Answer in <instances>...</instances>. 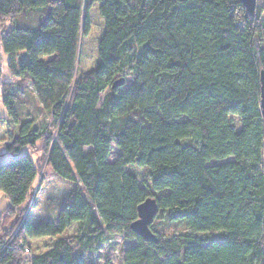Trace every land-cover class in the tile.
Instances as JSON below:
<instances>
[{
    "label": "trees",
    "instance_id": "trees-1",
    "mask_svg": "<svg viewBox=\"0 0 264 264\" xmlns=\"http://www.w3.org/2000/svg\"><path fill=\"white\" fill-rule=\"evenodd\" d=\"M95 3L99 60L76 75ZM0 52L12 79L0 83V128L13 127L12 158L0 164L9 202L0 244L13 236L0 264H22L27 239L39 236L55 240L30 264H99L85 253L116 235L134 241L122 264H264V0L252 12L241 0H0ZM13 85L50 113L55 134L44 117L21 114ZM43 160L76 189L34 225L24 215ZM147 197L159 208L156 242L130 229ZM74 222L77 233L62 236ZM157 223L183 231L159 233ZM209 231L222 237L200 236Z\"/></svg>",
    "mask_w": 264,
    "mask_h": 264
},
{
    "label": "rangeland",
    "instance_id": "rangeland-1",
    "mask_svg": "<svg viewBox=\"0 0 264 264\" xmlns=\"http://www.w3.org/2000/svg\"><path fill=\"white\" fill-rule=\"evenodd\" d=\"M99 3H95L91 6L89 9V19H90V29L88 34L82 35L79 38L78 41V54H77V67H76V75H79L80 73L89 71L93 69L96 65V63L99 60V41L104 33V19L99 15ZM45 14V12H40L31 15L29 19H36L37 17H40ZM40 15V16H39ZM2 59V60H1ZM3 63V72H0V78L2 81L0 83L4 82L5 80L10 81L9 71L7 68V58L0 52V63ZM7 72V74L4 75V72ZM12 80V79H11ZM0 111L4 110V106L2 104V85H0ZM125 87V86H124ZM123 87V88H124ZM11 95L13 100L18 104V108L21 112V114H25L26 112L30 111L34 115H38L40 119L44 117L43 120L47 122L49 125L48 129L49 131H52L53 134H55L56 131V125L51 119V115L47 111H41L40 109L33 106L35 104L32 102V94L31 92H27V94H23L21 91H18L16 86H12L10 89ZM104 96V94L102 95ZM39 113H42L40 115ZM13 127L8 122L4 121L0 128V164L4 161H7L12 158V155L8 154L5 149H3L2 145H5L8 142L9 136L11 134ZM54 140V135L52 137V140ZM7 141V142H6ZM118 154V151L115 147L111 150V154L109 156V160H113L116 158ZM33 159H35L33 157ZM217 160H212L209 162V164L218 163ZM45 164V160L41 162V167ZM41 167L39 168L41 171ZM131 171H133L140 179H146L147 177V169L144 167H138V166H132L129 167ZM56 178V177H55ZM54 180L52 179L49 183L47 182L45 185H39L38 187L41 189L44 187L47 188L48 186V192L45 191V195H41L38 193L36 196L34 195V191L31 194L30 200L27 203L25 215L27 219L31 220L32 218H35V215L33 211L37 210V208H32L38 206L39 209L37 212L42 211L44 213V204H47L46 211L48 210H56L58 209L64 202L68 200V197L72 195L73 190H75V183L72 181H67L65 179L57 180V178ZM61 179V178H58ZM56 180V181H55ZM59 181V182H57ZM48 184V185H47ZM40 189V190H41ZM43 192V190H42ZM4 200V196L2 193H0V204ZM44 205V206H43ZM7 207V206H6ZM5 207V208H6ZM5 208L0 212L2 213ZM33 212V213H32ZM38 215V214H37ZM36 215V216H37ZM41 215L37 216V219L39 220ZM160 223V220H158ZM157 223L154 227V230H156L159 233H162L163 231H183V226H174L170 225L169 228H165L163 224ZM78 224L75 223L74 225H70V227L67 229V233L70 234H76ZM73 236V235H71ZM200 236L206 239H213V238H221L220 232L216 231H209L200 233ZM48 236H39L35 237L34 241H31L30 238L27 239V245L29 246V253L31 255L37 254L41 252L45 247H47V244L49 243ZM133 240L131 239H125L120 235H116L113 237V239L106 244H103L97 252L94 254L85 253V257L89 260L95 261L99 264H122V258H123V251L131 246L133 244ZM22 264H30V258L28 255L23 254L22 256Z\"/></svg>",
    "mask_w": 264,
    "mask_h": 264
},
{
    "label": "water",
    "instance_id": "water-1",
    "mask_svg": "<svg viewBox=\"0 0 264 264\" xmlns=\"http://www.w3.org/2000/svg\"><path fill=\"white\" fill-rule=\"evenodd\" d=\"M247 11L252 12L256 0H241ZM124 83L123 78L115 80L112 84V88H116ZM260 110L263 120V131H264V74L260 77ZM158 204L153 197H147L137 206V219L134 220L130 229L134 234L141 237L147 242H156L157 238L155 233L150 229V224L153 222L154 217L158 213Z\"/></svg>",
    "mask_w": 264,
    "mask_h": 264
},
{
    "label": "crops",
    "instance_id": "crops-1",
    "mask_svg": "<svg viewBox=\"0 0 264 264\" xmlns=\"http://www.w3.org/2000/svg\"><path fill=\"white\" fill-rule=\"evenodd\" d=\"M3 54V53H2ZM6 58H7V56L5 55V54H3ZM2 60V59H1ZM3 72V63H2V61H1V63H0V72ZM9 73V72H8ZM0 81H2V79L0 78ZM5 81H9V80H5ZM10 81H11V79H10ZM0 90H1V87H0ZM0 117H7V112H6V110H5V108H4V110H1L0 111ZM10 124V123H9ZM12 126V125H11ZM12 131H13V129H12ZM12 131H11V133H12ZM7 142V141H6ZM2 147H3V149H5V145H2ZM6 151V150H5ZM43 171H45V173H46V178L42 181V182H40V175L42 174V172ZM56 176H55V174H54V172L52 171V169L50 168V167H48V166H46V164H44L42 167H41V171H40V173H39V175L36 177V179L34 180V182H33V191H34V195L36 196L38 193H40L41 195H45V191L46 192H48V186H46L47 188H45L44 189V187L41 189V187L39 188L38 186L41 184V185H45L47 182L49 183L52 179L54 180V178H55ZM56 179V178H55ZM56 181V180H55ZM67 181H69V180H67ZM57 182H59V181H57ZM48 185V184H47ZM41 189V190H40ZM42 190H43V192H42ZM75 192V190H73V192H72V194ZM3 195V194H2ZM4 196V195H3ZM8 200L5 198V196H4V200L1 202V204H0V212L8 205ZM45 205V209H44V213H42V211H40V212H37L38 211V209H39V207L38 206H36V207H32V208H37V210H35V211H33V212H35L34 213V215H35V218H32L31 220H29V219H27L26 218V221H28V222H30V223H32V224H34V225H36V224H39V223H45L48 219H54L55 217H56V215H57V213H58V211H59V208L58 209H56V210H48V211H46V208H47V204H44ZM43 205V206H44ZM32 212V213H33ZM38 214V215H37ZM39 216V215H41V217H40V219L38 220L37 219V216ZM75 223H77L78 224V222H74V223H72V225H74ZM70 227V226H69ZM69 227H67L64 231H63V233H62V236H71V235H75V233L74 234H70V233H67L66 231H67V229L69 228ZM78 227H79V224H78V226H77V230H76V233H77V231H78ZM34 239H35V237H33V238H30V240L31 241H34ZM47 239H48V241H49V243L47 244V247H45L41 252H39V253H42V252H44V251H46L50 246H51V244H52V242L55 240V237H52V236H48L47 237ZM38 254V253H37Z\"/></svg>",
    "mask_w": 264,
    "mask_h": 264
},
{
    "label": "built area",
    "instance_id": "built-area-1",
    "mask_svg": "<svg viewBox=\"0 0 264 264\" xmlns=\"http://www.w3.org/2000/svg\"><path fill=\"white\" fill-rule=\"evenodd\" d=\"M12 236L10 238H8V240L6 242L0 244V251L9 247ZM23 250H24V254L28 255L29 258H31L32 255L29 253V246H25Z\"/></svg>",
    "mask_w": 264,
    "mask_h": 264
},
{
    "label": "bare ground",
    "instance_id": "bare-ground-1",
    "mask_svg": "<svg viewBox=\"0 0 264 264\" xmlns=\"http://www.w3.org/2000/svg\"><path fill=\"white\" fill-rule=\"evenodd\" d=\"M5 74H7V72H6V71L4 72V75H5Z\"/></svg>",
    "mask_w": 264,
    "mask_h": 264
}]
</instances>
